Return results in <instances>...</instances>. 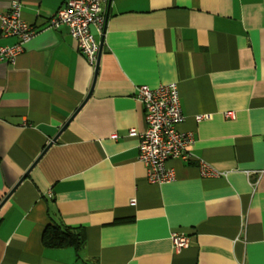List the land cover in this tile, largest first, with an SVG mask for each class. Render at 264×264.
<instances>
[{
  "label": "crops",
  "instance_id": "1",
  "mask_svg": "<svg viewBox=\"0 0 264 264\" xmlns=\"http://www.w3.org/2000/svg\"><path fill=\"white\" fill-rule=\"evenodd\" d=\"M19 2L36 33L0 62V202L56 140L0 208V264H264V0H108L94 83L67 28H47L66 0ZM172 83L194 145L152 184L136 89ZM47 227L83 248H46Z\"/></svg>",
  "mask_w": 264,
  "mask_h": 264
},
{
  "label": "built area",
  "instance_id": "2",
  "mask_svg": "<svg viewBox=\"0 0 264 264\" xmlns=\"http://www.w3.org/2000/svg\"><path fill=\"white\" fill-rule=\"evenodd\" d=\"M107 1L66 0L47 21V28H67L78 53L93 70L98 55V44L92 29L96 33L102 32L105 22L102 5ZM35 33L36 30L20 18L19 0H10L8 11L0 14V35L16 37L17 42L11 46L0 47V62L13 64L15 58L23 51V44ZM135 97L143 107L146 124V129L141 134L134 129L129 131L131 136L139 137L137 159L144 166L149 183H169L175 179V174L168 167V162L175 159L189 161L194 145L192 134L179 130L184 116L177 86L174 83L155 89L139 86ZM225 115L232 117V113ZM203 117L196 116L195 119L200 120ZM200 171L203 175H219L204 164L200 165ZM130 204H134V200H131ZM169 238L175 250L187 248L189 245L188 236L184 234L171 233Z\"/></svg>",
  "mask_w": 264,
  "mask_h": 264
},
{
  "label": "trees",
  "instance_id": "3",
  "mask_svg": "<svg viewBox=\"0 0 264 264\" xmlns=\"http://www.w3.org/2000/svg\"><path fill=\"white\" fill-rule=\"evenodd\" d=\"M42 243L46 248L71 247L79 253L84 246V234L65 227H47L42 235Z\"/></svg>",
  "mask_w": 264,
  "mask_h": 264
},
{
  "label": "water",
  "instance_id": "4",
  "mask_svg": "<svg viewBox=\"0 0 264 264\" xmlns=\"http://www.w3.org/2000/svg\"><path fill=\"white\" fill-rule=\"evenodd\" d=\"M101 50H102V43H99L98 45V55H97V60H96V64H95V68H94V77H93V83L95 82L96 79V72H97V68H98V63H99V58L101 55ZM92 83V85H93ZM91 91V90H90ZM89 91V93H90ZM89 94L87 95V97L85 98V100L82 102V104L79 106V108L73 113V115L70 117V119L67 121V123L73 118V116L77 113V111L82 107V105L86 102L87 98H88ZM66 123V124H67ZM65 124V125H66ZM64 127V126H63ZM56 140V138H53L51 140V142L48 143V145L44 148V150L41 152V154L37 157V159L35 160V162L33 163V165L25 172V174L20 178V180L17 182L16 186L14 188H12L10 190V192H8L4 198L1 200L0 202V208L3 206V204L5 203V201L9 198V196L13 193V191L15 190V188L23 181V179L28 175L30 169H32V167L37 163V161L42 157V155L45 153V151L51 146V144Z\"/></svg>",
  "mask_w": 264,
  "mask_h": 264
}]
</instances>
